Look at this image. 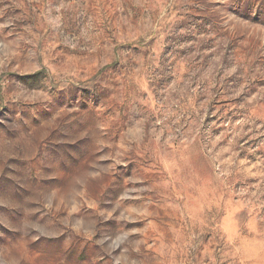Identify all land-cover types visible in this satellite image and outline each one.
Here are the masks:
<instances>
[{
	"label": "rangeland",
	"instance_id": "rangeland-1",
	"mask_svg": "<svg viewBox=\"0 0 264 264\" xmlns=\"http://www.w3.org/2000/svg\"><path fill=\"white\" fill-rule=\"evenodd\" d=\"M0 264H264V0H0Z\"/></svg>",
	"mask_w": 264,
	"mask_h": 264
}]
</instances>
